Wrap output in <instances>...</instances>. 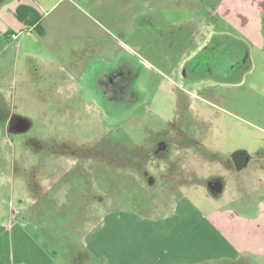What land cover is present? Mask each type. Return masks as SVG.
I'll return each instance as SVG.
<instances>
[{
  "label": "rangeland",
  "instance_id": "374dc122",
  "mask_svg": "<svg viewBox=\"0 0 264 264\" xmlns=\"http://www.w3.org/2000/svg\"><path fill=\"white\" fill-rule=\"evenodd\" d=\"M29 75L23 99L0 92L2 237L23 229L53 264H256L243 252L214 255L219 241L252 229L217 223L209 213L225 206L253 216V205L243 203L264 167L263 68L208 90L106 85L101 108L68 119L54 113L67 94L53 91L45 72ZM222 175L230 186L222 188ZM196 225L203 228L194 232ZM34 254L15 250L11 259L33 261Z\"/></svg>",
  "mask_w": 264,
  "mask_h": 264
},
{
  "label": "crops",
  "instance_id": "0c3cea01",
  "mask_svg": "<svg viewBox=\"0 0 264 264\" xmlns=\"http://www.w3.org/2000/svg\"><path fill=\"white\" fill-rule=\"evenodd\" d=\"M21 6L34 10L42 33L17 19ZM0 57V92L14 90L23 99L22 92L31 85L30 71L45 72L56 84L53 91L67 94L58 103L61 110L54 112L62 119L83 118L92 107L101 108L106 85L122 92L232 86L264 69V0H0ZM14 70L16 81L11 80ZM77 92L84 97H76ZM81 106L83 112H77ZM3 107H9L6 100ZM4 118L10 122V116ZM220 178L222 188L232 184L227 176ZM246 196L243 204L253 205V216L243 217L225 206L209 214L217 223L243 224L251 232L231 234L212 252L221 258L243 252L264 264V167L259 168L258 187ZM15 214L10 209L8 219L15 220ZM22 230L16 238L0 234L5 257L0 264H53L44 261V252ZM15 250H31L35 259L15 261Z\"/></svg>",
  "mask_w": 264,
  "mask_h": 264
},
{
  "label": "trees",
  "instance_id": "16d2710c",
  "mask_svg": "<svg viewBox=\"0 0 264 264\" xmlns=\"http://www.w3.org/2000/svg\"><path fill=\"white\" fill-rule=\"evenodd\" d=\"M16 17L23 22L26 26H34L37 32L42 33V29L37 24L38 16L30 7L21 6L16 10Z\"/></svg>",
  "mask_w": 264,
  "mask_h": 264
},
{
  "label": "flooded vegetation",
  "instance_id": "af4514ba",
  "mask_svg": "<svg viewBox=\"0 0 264 264\" xmlns=\"http://www.w3.org/2000/svg\"><path fill=\"white\" fill-rule=\"evenodd\" d=\"M117 77L114 75L113 77H110V80H115Z\"/></svg>",
  "mask_w": 264,
  "mask_h": 264
},
{
  "label": "built area",
  "instance_id": "2783aa9c",
  "mask_svg": "<svg viewBox=\"0 0 264 264\" xmlns=\"http://www.w3.org/2000/svg\"><path fill=\"white\" fill-rule=\"evenodd\" d=\"M11 37H12V38H15V37H16V35H15V34H12V35H11Z\"/></svg>",
  "mask_w": 264,
  "mask_h": 264
}]
</instances>
